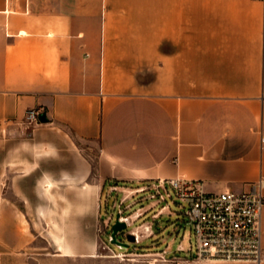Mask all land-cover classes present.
Masks as SVG:
<instances>
[{
  "label": "crops",
  "instance_id": "1",
  "mask_svg": "<svg viewBox=\"0 0 264 264\" xmlns=\"http://www.w3.org/2000/svg\"><path fill=\"white\" fill-rule=\"evenodd\" d=\"M260 137L264 0H0V264L94 260L103 190H248Z\"/></svg>",
  "mask_w": 264,
  "mask_h": 264
},
{
  "label": "built area",
  "instance_id": "2",
  "mask_svg": "<svg viewBox=\"0 0 264 264\" xmlns=\"http://www.w3.org/2000/svg\"><path fill=\"white\" fill-rule=\"evenodd\" d=\"M40 107H29L22 120L24 128L39 123ZM264 144V137H260ZM151 196L158 201L172 194L185 203L184 215L190 225L191 243L184 248L177 243L176 250L184 257L168 258L172 264H261L264 249L260 240L261 211L264 205V179H259L248 190L206 192L195 180L184 178L158 179L148 184ZM168 189V190H167ZM143 190V189H141ZM164 207L166 204L163 205ZM119 220L129 225V216L118 210ZM136 235V234H135Z\"/></svg>",
  "mask_w": 264,
  "mask_h": 264
},
{
  "label": "rangeland",
  "instance_id": "3",
  "mask_svg": "<svg viewBox=\"0 0 264 264\" xmlns=\"http://www.w3.org/2000/svg\"><path fill=\"white\" fill-rule=\"evenodd\" d=\"M88 151L94 154L96 147ZM146 186L141 188L143 190L126 197L130 199L132 196L136 201L139 199L136 207L151 204L148 216L140 221L129 218L131 223L115 235L117 240L128 242V247L110 242V225L118 210H122V214L129 216L131 214L129 211L135 206L123 210L125 201L121 197L127 195V192L109 194L107 190H103L100 193L96 201L95 258L88 260L86 257H79L78 264H172L167 262L168 258L186 256L184 251L175 249L178 242L184 248H187L190 243L193 245L192 238L189 239L190 225L186 222L184 215L185 203L176 198L170 190V196H166L165 200L159 202L157 196H151L153 191L146 189ZM164 204L167 208L163 206ZM133 230L138 235L133 233ZM128 233L134 236L132 242L126 239Z\"/></svg>",
  "mask_w": 264,
  "mask_h": 264
},
{
  "label": "water",
  "instance_id": "4",
  "mask_svg": "<svg viewBox=\"0 0 264 264\" xmlns=\"http://www.w3.org/2000/svg\"><path fill=\"white\" fill-rule=\"evenodd\" d=\"M38 120L40 122H45L47 119H46V116H45V112L42 111L39 113L38 115ZM126 228V224L124 221H121L119 220V214L118 212L115 214V218H114V221L111 223L110 225V242L111 243H115V244H118V245H121L122 247H128L129 243L128 242H124V241H119L116 239L115 235L119 232V231H122ZM126 239L127 241H133L134 240V236L132 234H127L126 235Z\"/></svg>",
  "mask_w": 264,
  "mask_h": 264
},
{
  "label": "bare ground",
  "instance_id": "5",
  "mask_svg": "<svg viewBox=\"0 0 264 264\" xmlns=\"http://www.w3.org/2000/svg\"><path fill=\"white\" fill-rule=\"evenodd\" d=\"M133 233H136V234H137V232H136V231H134V230H133ZM137 235H138V234H137Z\"/></svg>",
  "mask_w": 264,
  "mask_h": 264
}]
</instances>
